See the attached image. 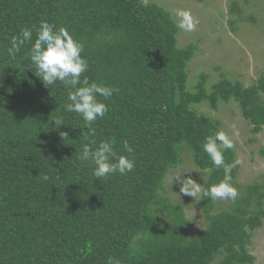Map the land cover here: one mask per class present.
Instances as JSON below:
<instances>
[{"label": "trees", "instance_id": "1", "mask_svg": "<svg viewBox=\"0 0 264 264\" xmlns=\"http://www.w3.org/2000/svg\"><path fill=\"white\" fill-rule=\"evenodd\" d=\"M41 21L83 45L89 67L81 80L118 89L109 100L99 97L109 111L91 129L65 111L68 88H46L34 74L31 44L8 55L12 38ZM177 32L165 10L144 0H0V264H106L110 256L121 264H212L217 257L220 264L252 263L248 231L264 216V182L248 186L230 210L214 207L203 193L225 174L202 146L219 130L195 107L234 100L258 131L264 79L244 87L221 78L207 90L202 74L187 88L195 46L178 48ZM105 140L135 159L131 172L96 180L94 166L78 160L85 144ZM181 143L197 168H213L201 186L206 226L197 237L189 235L181 205L163 193ZM221 151L235 164L233 184L234 151Z\"/></svg>", "mask_w": 264, "mask_h": 264}, {"label": "rangeland", "instance_id": "2", "mask_svg": "<svg viewBox=\"0 0 264 264\" xmlns=\"http://www.w3.org/2000/svg\"><path fill=\"white\" fill-rule=\"evenodd\" d=\"M165 10L177 25L176 45L178 48L191 44L195 51L187 66L186 87L193 86L198 76L206 75L204 84L208 90L221 78L237 80L249 87L264 79V0H144ZM177 10L190 11L199 20L192 32L178 27ZM191 81V82H190ZM264 100V94H261ZM198 114L209 118L219 131H223L233 142L238 171L233 182L239 197L251 185L264 182V124L258 131L245 120L236 101L218 103L212 109L204 102L195 107ZM223 147L221 146V150ZM177 168L164 178V194L173 204H180L190 223L189 235L200 236L206 222L199 205L200 191L194 183L202 186L208 173L197 168L191 151L185 143L178 146ZM184 192L192 193L193 196ZM214 207L228 211L234 202L216 200ZM264 212V204L261 207ZM246 246L252 257L251 264H264V216L258 227L249 230ZM217 257L212 264H220Z\"/></svg>", "mask_w": 264, "mask_h": 264}, {"label": "clouds", "instance_id": "3", "mask_svg": "<svg viewBox=\"0 0 264 264\" xmlns=\"http://www.w3.org/2000/svg\"><path fill=\"white\" fill-rule=\"evenodd\" d=\"M175 15L179 18L178 27L186 32H192L199 24L190 11L177 10ZM36 39L32 42L33 32ZM31 44L28 57L35 67V75L41 80L46 88H51L57 82L69 89L65 111L77 113L91 129V125L98 119L103 118L109 111L108 106L99 97L109 100L118 89L98 84L89 83L88 78L82 75L88 70V62L81 55L83 45L65 28L56 29L54 24L41 21L38 28H24L18 36L11 40V47L7 49L8 55L15 58L21 49ZM55 125H64L62 119H57ZM64 137L66 134L61 133ZM219 142V144H218ZM95 144L96 142L93 141ZM224 149L234 147L232 140L223 132L219 131L208 136L203 143V151L210 158L215 169L223 168L224 178L217 184L211 185L203 194L212 201L229 200L235 202L239 196L236 187L231 183V171L235 164L225 162ZM124 150L132 153L133 149L127 140L123 141ZM78 160L85 165H93V176L96 180L107 179L119 173L124 176L135 167V159L119 155L110 141H101L92 148L85 144L78 154ZM213 168H205L204 172L211 173ZM42 179L47 181L48 176ZM201 186L194 183L195 191H200ZM193 196L192 193L184 192ZM106 264H121L119 259L108 257Z\"/></svg>", "mask_w": 264, "mask_h": 264}]
</instances>
